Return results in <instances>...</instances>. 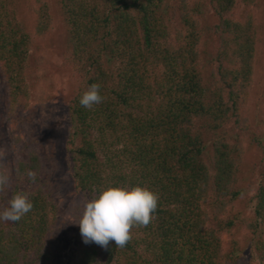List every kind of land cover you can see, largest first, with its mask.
I'll list each match as a JSON object with an SVG mask.
<instances>
[{
    "label": "trees",
    "instance_id": "1",
    "mask_svg": "<svg viewBox=\"0 0 264 264\" xmlns=\"http://www.w3.org/2000/svg\"><path fill=\"white\" fill-rule=\"evenodd\" d=\"M256 4L0 0L4 120L28 108L29 55L53 31L54 13L67 33L72 130L65 164L74 189L68 201H56L39 140L10 126L11 185L0 193V212L20 192L33 208L19 221L0 219V264H52L60 217L74 230L71 264H240L233 238L239 222L250 234L251 264H264V165L249 221L239 218L235 201L250 146L264 164V131L251 126L252 116L264 115L258 62L264 23ZM92 84L103 100L88 109L80 98ZM1 155L0 147L6 171ZM117 185L156 192L154 219L134 227L123 248L114 241L107 248L86 244L77 223L85 203Z\"/></svg>",
    "mask_w": 264,
    "mask_h": 264
},
{
    "label": "rangeland",
    "instance_id": "2",
    "mask_svg": "<svg viewBox=\"0 0 264 264\" xmlns=\"http://www.w3.org/2000/svg\"><path fill=\"white\" fill-rule=\"evenodd\" d=\"M54 3V1H53ZM257 17L264 23V0H257L255 6ZM55 14L53 31L44 40L38 41L35 49L29 55L28 69L31 71L29 80L32 82L30 101L27 110L22 112L18 119L4 120L0 114V147L1 162L10 172L14 151L9 141L10 126H17L23 135L34 136L40 142V149L44 153L49 168L51 191L53 198L58 202L68 201L74 195L71 175L65 164V139L71 128L68 103L72 97V85L67 76L63 59L66 50L67 33ZM210 15V13H209ZM211 22V15L209 18ZM264 48V45L261 46ZM260 86H264V51L260 52ZM5 94L4 86L0 82V107ZM252 127L264 131V115L262 111L252 116ZM261 156L257 148L250 146L244 155V162L237 181L239 195L236 207L241 214L239 218L250 220L254 215V195L258 187L260 169L263 167ZM10 174V173H9ZM233 238L241 248L240 264H251V239L245 225L237 224L233 231ZM230 238L226 237L228 241ZM52 264H71L74 260L75 241L74 230L71 224L60 217L56 230V241L53 245Z\"/></svg>",
    "mask_w": 264,
    "mask_h": 264
},
{
    "label": "clouds",
    "instance_id": "3",
    "mask_svg": "<svg viewBox=\"0 0 264 264\" xmlns=\"http://www.w3.org/2000/svg\"><path fill=\"white\" fill-rule=\"evenodd\" d=\"M102 100L100 86L92 84L81 96L80 104L91 109ZM27 176L34 181L36 173L29 170ZM10 185V174L0 169V193H5ZM158 200L159 195L147 187L108 186L85 203L77 222L80 234L86 244L107 248L114 241L117 248H123L132 240L134 227H147L152 222ZM9 205L0 212V219L16 222L33 208L24 192L13 195Z\"/></svg>",
    "mask_w": 264,
    "mask_h": 264
}]
</instances>
